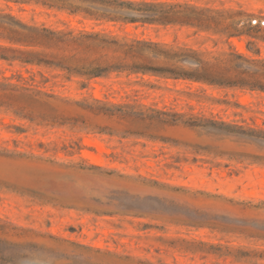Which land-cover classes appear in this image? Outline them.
<instances>
[{
  "label": "rangeland",
  "instance_id": "374dc122",
  "mask_svg": "<svg viewBox=\"0 0 264 264\" xmlns=\"http://www.w3.org/2000/svg\"><path fill=\"white\" fill-rule=\"evenodd\" d=\"M168 1L219 10L222 30L248 34L98 22L5 0L0 9L29 24L191 47L227 68L216 58L264 59V0ZM19 74L57 98L33 105V122L0 112L1 264H264V92L0 61V79ZM110 103L144 118L87 109Z\"/></svg>",
  "mask_w": 264,
  "mask_h": 264
},
{
  "label": "trees",
  "instance_id": "16d2710c",
  "mask_svg": "<svg viewBox=\"0 0 264 264\" xmlns=\"http://www.w3.org/2000/svg\"><path fill=\"white\" fill-rule=\"evenodd\" d=\"M5 1L57 8L98 22L185 25L195 27L198 31L227 33L228 38L248 34L235 26L228 31L222 30L214 15L219 10L168 0ZM216 60H226L231 67L210 62L191 47L151 39H127L101 30L60 29L29 24L13 13L0 9V61L10 65L52 68L66 72L69 76L77 75L89 79L126 73L264 92V59L229 53L228 58ZM18 78L19 82H14L10 77L0 79V112L33 122L36 120L33 105L50 104V99L57 96L29 83L23 74H19ZM22 80L25 82H21ZM87 109L96 115L120 119L134 116L144 118L143 114H137L125 103H110L109 106L104 104ZM50 120L58 124L67 123L66 120L59 122L57 118ZM68 121L76 125L75 120ZM178 121L176 119L174 123ZM222 124L233 133H239L238 129L242 128L237 124ZM97 128L99 132L116 134L109 127ZM243 133L247 136L253 135L250 132ZM7 226L9 225H1L2 228Z\"/></svg>",
  "mask_w": 264,
  "mask_h": 264
}]
</instances>
